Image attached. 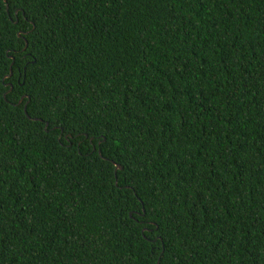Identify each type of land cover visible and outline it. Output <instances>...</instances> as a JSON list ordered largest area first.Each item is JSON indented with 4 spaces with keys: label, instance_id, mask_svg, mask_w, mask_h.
I'll return each mask as SVG.
<instances>
[{
    "label": "trees",
    "instance_id": "obj_1",
    "mask_svg": "<svg viewBox=\"0 0 264 264\" xmlns=\"http://www.w3.org/2000/svg\"><path fill=\"white\" fill-rule=\"evenodd\" d=\"M159 263L264 264V0H0V264Z\"/></svg>",
    "mask_w": 264,
    "mask_h": 264
},
{
    "label": "water",
    "instance_id": "obj_2",
    "mask_svg": "<svg viewBox=\"0 0 264 264\" xmlns=\"http://www.w3.org/2000/svg\"><path fill=\"white\" fill-rule=\"evenodd\" d=\"M19 36H21V34H19ZM11 74H13V73H11ZM22 101H23V99L20 101V104L22 103ZM25 111H26V113H27V106L25 107ZM116 166H117L116 172H117L118 170H121V169H122V167H121L120 165H117V164H116ZM159 264H160V263H159Z\"/></svg>",
    "mask_w": 264,
    "mask_h": 264
}]
</instances>
